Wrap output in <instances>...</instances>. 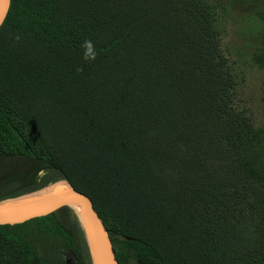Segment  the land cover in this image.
Masks as SVG:
<instances>
[{"label": "trees", "instance_id": "16d2710c", "mask_svg": "<svg viewBox=\"0 0 264 264\" xmlns=\"http://www.w3.org/2000/svg\"><path fill=\"white\" fill-rule=\"evenodd\" d=\"M227 14L217 0H11L0 201L67 180L120 264H264V119L246 90L247 65L264 71V30L234 52ZM0 264L91 260L64 206L0 224Z\"/></svg>", "mask_w": 264, "mask_h": 264}, {"label": "water", "instance_id": "95a60500", "mask_svg": "<svg viewBox=\"0 0 264 264\" xmlns=\"http://www.w3.org/2000/svg\"><path fill=\"white\" fill-rule=\"evenodd\" d=\"M11 0H0V26L4 22ZM51 188L49 192L40 191ZM72 204H79L77 213ZM68 206L80 221L86 238L91 264H120L105 223L94 206L91 197L73 187L67 180H59L41 190L24 196L0 201V224L22 223L29 219L47 215Z\"/></svg>", "mask_w": 264, "mask_h": 264}, {"label": "rangeland", "instance_id": "374dc122", "mask_svg": "<svg viewBox=\"0 0 264 264\" xmlns=\"http://www.w3.org/2000/svg\"><path fill=\"white\" fill-rule=\"evenodd\" d=\"M226 6L227 15L223 20L225 38L231 49L240 53L249 50L256 42L259 30H264V0H217ZM249 54L246 56L248 58ZM247 88L252 101V110L261 123L264 119V107L261 96L264 88V71L257 66L247 65ZM51 188L39 193L49 192Z\"/></svg>", "mask_w": 264, "mask_h": 264}, {"label": "clouds", "instance_id": "9594fccd", "mask_svg": "<svg viewBox=\"0 0 264 264\" xmlns=\"http://www.w3.org/2000/svg\"><path fill=\"white\" fill-rule=\"evenodd\" d=\"M81 47L84 50L82 53V59L85 62L94 61L97 58L98 52L96 51L95 44L91 39H86L81 45ZM82 71L83 69L81 67L77 68V72H82Z\"/></svg>", "mask_w": 264, "mask_h": 264}, {"label": "bare ground", "instance_id": "6f19581e", "mask_svg": "<svg viewBox=\"0 0 264 264\" xmlns=\"http://www.w3.org/2000/svg\"><path fill=\"white\" fill-rule=\"evenodd\" d=\"M48 168V167H47ZM59 174V173H58ZM60 176V175H59ZM51 177V176H50ZM73 208L76 210L77 213H80L82 212V208L79 204H72Z\"/></svg>", "mask_w": 264, "mask_h": 264}]
</instances>
